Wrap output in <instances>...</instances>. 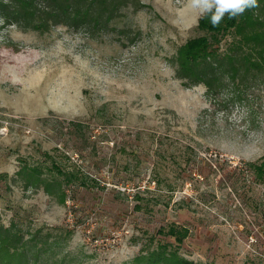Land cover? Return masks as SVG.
<instances>
[{"label":"rangeland","instance_id":"374dc122","mask_svg":"<svg viewBox=\"0 0 264 264\" xmlns=\"http://www.w3.org/2000/svg\"><path fill=\"white\" fill-rule=\"evenodd\" d=\"M140 1L104 31L0 17V223L60 240L45 264H264V75L213 105L170 64L186 0Z\"/></svg>","mask_w":264,"mask_h":264},{"label":"trees","instance_id":"16d2710c","mask_svg":"<svg viewBox=\"0 0 264 264\" xmlns=\"http://www.w3.org/2000/svg\"><path fill=\"white\" fill-rule=\"evenodd\" d=\"M258 3L259 8L236 18L225 16L216 27L208 18L199 19L197 28L202 33L180 44L170 58L182 84L204 85L205 96L219 108L227 103H247L251 79L264 75V0ZM127 6L137 10L143 4L140 0H0V17L4 23L36 31L57 24L104 31ZM249 166L258 179H264V162ZM25 173L27 181H32L31 172ZM58 244L60 240L40 230L26 235L13 222L0 223V264H45ZM126 264L198 263L161 248L139 254Z\"/></svg>","mask_w":264,"mask_h":264},{"label":"clouds","instance_id":"9594fccd","mask_svg":"<svg viewBox=\"0 0 264 264\" xmlns=\"http://www.w3.org/2000/svg\"><path fill=\"white\" fill-rule=\"evenodd\" d=\"M186 6L197 21L208 18L216 27L225 16L236 18L248 10L259 8V3L258 0H186Z\"/></svg>","mask_w":264,"mask_h":264}]
</instances>
